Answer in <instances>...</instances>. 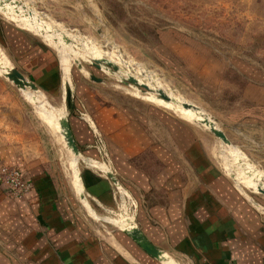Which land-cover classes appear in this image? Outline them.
Instances as JSON below:
<instances>
[{"label": "rangeland", "instance_id": "1", "mask_svg": "<svg viewBox=\"0 0 264 264\" xmlns=\"http://www.w3.org/2000/svg\"><path fill=\"white\" fill-rule=\"evenodd\" d=\"M0 29V143L54 163L78 188L77 175L92 161L76 141L79 154L73 152L55 121L69 122L77 86L86 85L119 103L156 104L208 134L214 161L264 213V195L256 190L264 187V0H0ZM17 32L28 42L20 49L25 54H49L54 90L40 87L20 62L8 42ZM94 59H107L118 70L105 63L97 68ZM10 68L37 90L17 87L5 76ZM128 76L176 102L123 84ZM183 102L198 113L182 108ZM78 114L95 130L85 112ZM202 115L228 144L201 123ZM127 203L120 200L108 212L114 226L133 220V203Z\"/></svg>", "mask_w": 264, "mask_h": 264}, {"label": "crops", "instance_id": "2", "mask_svg": "<svg viewBox=\"0 0 264 264\" xmlns=\"http://www.w3.org/2000/svg\"><path fill=\"white\" fill-rule=\"evenodd\" d=\"M24 37L8 42L37 84L54 90L49 54H25ZM76 94L69 125L92 161L80 170L84 197L54 163L0 143V162L33 184L22 199L0 186V264H264V213L214 161L208 134L156 104L119 103L80 84ZM120 200L132 201L133 223L170 263L107 220Z\"/></svg>", "mask_w": 264, "mask_h": 264}, {"label": "water", "instance_id": "3", "mask_svg": "<svg viewBox=\"0 0 264 264\" xmlns=\"http://www.w3.org/2000/svg\"><path fill=\"white\" fill-rule=\"evenodd\" d=\"M103 63L106 64V68H108V66H111L113 68V70H115V71L118 70L117 66L112 64L111 61H109L107 59H94V61H93V64L97 68H101ZM5 76L19 88H22V89L30 88L32 90H37V85L35 83L31 82V81L26 80L25 77L23 76V74H21L16 68L8 69L5 72ZM89 78L91 80H93V81H96V82H102L103 81L101 78H96L93 75H89ZM121 82L123 84H126V85L133 84L134 86H140L142 92H145V91L152 92V91H154V93L156 94L157 98H161L164 101L176 102L173 97H171L168 94H166L163 90H161V89L152 90L147 84L139 82V80L137 78L133 77V76H128L126 78H123V79H121ZM182 106L184 108H191V109L197 111L196 106L192 105L190 103L183 102ZM201 123H204L207 126V128L209 129V131L214 134V136L219 138L222 142L228 144V140L226 139L224 134L219 129H216L214 127L212 121L209 122V120H208V118L206 116H204V120H202ZM60 124L62 126L63 136H64L65 140L67 141L69 147H71V149L73 150V152L75 154H79V149H78V147H77V145L75 143V139H74L73 134H72V132L70 130L68 119H66V117H64L60 121ZM107 175H108V177L111 179V181L114 184L118 185L117 184V179L113 176V174L111 172H108ZM77 180H78V183L81 185L80 186V189H81L80 190V195H81V197H84L85 189H84L83 185L81 184L79 174L77 175ZM256 190L264 195V187H261V184L260 185H256ZM124 229H125V232L133 240H135L139 244V246L144 251H146L149 255H151L152 257H155V258H157L159 260H162L164 262L170 263L169 259L167 257L163 256L162 252L159 249L154 247L148 240H146V238H144V236L142 235V233L139 230V228H137L135 226V224L133 223V220L128 219Z\"/></svg>", "mask_w": 264, "mask_h": 264}, {"label": "built area", "instance_id": "4", "mask_svg": "<svg viewBox=\"0 0 264 264\" xmlns=\"http://www.w3.org/2000/svg\"><path fill=\"white\" fill-rule=\"evenodd\" d=\"M0 186L8 196L22 199L30 192L33 184L23 177L18 167L0 162Z\"/></svg>", "mask_w": 264, "mask_h": 264}, {"label": "bare ground", "instance_id": "5", "mask_svg": "<svg viewBox=\"0 0 264 264\" xmlns=\"http://www.w3.org/2000/svg\"><path fill=\"white\" fill-rule=\"evenodd\" d=\"M24 19H26L25 17H23ZM27 23L28 24H30V25H33V24H31V22L29 21V20H27ZM33 26H35V25H33ZM36 28H38L37 26H35ZM42 30V29H41ZM157 99H160V100H162L163 102H165L166 104H174V102H172V101H169V102H167V101H164L163 99H161V98H157ZM181 106V105H180ZM182 108H184L183 106H181ZM184 109H191V108H184ZM191 110H193V109H191ZM194 112H196V113H198L197 111H195V110H193ZM202 117L204 118V115H202ZM64 117H62L60 120H57V121H55V123L57 122L58 124H59V129H61L62 130V126H61V124H60V121L63 119ZM204 120V119H203ZM210 120V119H209ZM211 121V120H210ZM203 125H205L204 123H202ZM55 125V124H54ZM206 126V125H205ZM207 127V126H206ZM63 131V130H62ZM260 185V184H259ZM263 185V184H262ZM262 185H261V187H262ZM80 184H78V190H80ZM120 226H122V224H120Z\"/></svg>", "mask_w": 264, "mask_h": 264}]
</instances>
